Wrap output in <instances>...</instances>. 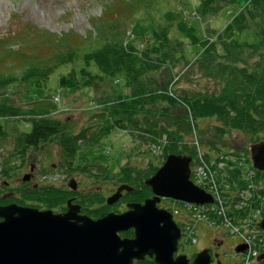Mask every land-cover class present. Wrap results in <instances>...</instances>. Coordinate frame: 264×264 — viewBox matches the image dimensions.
<instances>
[{"label":"trees","instance_id":"16d2710c","mask_svg":"<svg viewBox=\"0 0 264 264\" xmlns=\"http://www.w3.org/2000/svg\"><path fill=\"white\" fill-rule=\"evenodd\" d=\"M158 1L121 0L120 6L108 7L105 10V13L109 14H117L120 10L119 17L116 16V19L110 22L98 21L93 32L96 36L84 38L75 45H70L69 35L54 37L47 34L46 41L43 42L50 44L54 51L44 59L26 57L20 53L24 61V63L21 61L20 66H17L16 58L12 55L16 53L6 51L10 41L0 45V53H3L0 55V62L3 59H11L3 64V69H0V140L7 138L6 126L2 121L18 120L27 122L26 124L30 126L29 132L18 133L14 137L11 151L6 158H3L0 177L11 178L14 170L20 167V165L16 167L15 163L19 162L23 165L29 150L37 151L41 146L49 143L57 144L61 159L59 161L66 172L86 175L88 170L79 165L75 166L77 152L81 146L99 143L116 130L143 129V132L150 135L151 141L154 142L166 135L169 143L164 157L187 156L192 158V166L195 161V151L186 145L180 146L178 141L185 140L191 135L192 128H195L194 123L197 121L210 118L219 121L220 126L215 127L216 138L219 139L231 132L243 134L248 138L249 144L261 139L260 135L264 133V0H253L246 11L241 12L232 21L233 30L229 33L227 30L225 35L224 33L220 35L219 46L216 44L203 53L200 67L205 75L211 76L221 85L219 93L181 94L178 101H173L174 99L168 98L167 95L153 93V90H164L166 84L162 80L154 79L152 75L168 69L170 64H172L171 68H175L173 56L177 53L182 51L180 55L182 59L184 58L183 44L179 41L171 42L168 37L172 25L165 24L166 20L160 17L155 19L152 15L151 8ZM233 2L234 0H202L199 10L204 16L216 15L222 9L231 6ZM121 6H125L126 9ZM142 10L144 19L150 22L151 28L142 35L141 42L137 44L134 42L135 39L127 38L125 23ZM247 27L254 28L255 35L258 36L259 41L254 45L238 44L232 39L234 31ZM83 44L93 45L95 48L86 51L80 48ZM220 50L222 53H219ZM77 62L85 63V67L80 70V80L83 85L94 81L102 82L105 78L120 73L128 80L131 90L137 89L135 93L131 91L125 95L124 99L119 97L117 105L96 113L93 118L96 121L92 127L95 131L91 135L88 133L89 126L73 133L72 126L68 123L51 119L49 115L55 109L53 105L33 104L29 107H21L14 105L10 97L4 93L9 87L17 85L40 88L59 67ZM91 64L96 66V73H92L89 69ZM147 74L150 76H146ZM149 85L152 88H149ZM173 111L175 114H172ZM188 116L192 117L194 127L189 123ZM141 121L145 126L143 128L139 127ZM84 141L86 144L82 143ZM209 144L212 145V150L220 153L219 157L225 160V168H228V171L219 170L217 167L214 169L225 174L228 194L233 195L244 189L246 182L243 183L239 176L248 177L249 184L264 182V174L258 171L249 177L251 170L247 148L243 149L247 150L248 160L246 163L242 162L247 170H241L238 156L243 150L233 149L226 152L215 144L210 142ZM147 168L150 170L146 172L139 168L124 171L122 180L132 190L124 192L119 203H124V206L141 204L152 197L146 181L154 175L159 166L153 168L150 165ZM3 190L10 192L6 194ZM224 192L225 190L222 195H226ZM14 193L16 194L12 195ZM257 194L260 195L259 203L255 200L257 198L252 199L250 210L255 212L259 204L258 209L264 215V191L260 190ZM69 200L80 206L82 215L92 219L101 218L110 211L120 213L119 203L117 202L118 204L116 203L113 208L106 206L105 198L99 191L74 192L52 185L28 182L14 189H8L4 185L0 190V206L13 203L21 207L51 210L57 213L66 211L65 206ZM120 236L132 238L133 231L120 233ZM133 264L156 263L153 259L145 258Z\"/></svg>","mask_w":264,"mask_h":264},{"label":"rangeland","instance_id":"374dc122","mask_svg":"<svg viewBox=\"0 0 264 264\" xmlns=\"http://www.w3.org/2000/svg\"><path fill=\"white\" fill-rule=\"evenodd\" d=\"M252 1L234 0L231 6L222 9L216 15L206 14V16L202 15L203 13L199 10L202 0H159L155 3L151 8L153 17L155 19L160 17L162 20H166L165 24L170 23L173 26V28L171 26L168 37L171 42L177 43L179 41L183 44L184 58L182 59V55H180L182 51L177 53L173 56L175 68H171L172 64H170L168 69H163L152 75L154 79L162 80L166 84L164 90H153V93L167 95L168 98L174 99L173 101H178L177 99L181 94H192V92L219 93L221 85L217 84L211 76L205 75L204 70L200 67L203 53L216 44L219 46L220 35L223 33L225 35L227 30L228 33L233 30L232 21L241 12H245ZM120 2L121 0H0V45L10 41L6 51L16 53L12 55L16 58L17 66H20L21 61L24 63L20 53L26 57L33 56L44 59L46 55L54 51L50 44L43 42L46 41L47 34L54 35V37L69 35L70 45H75L76 42H80L89 36L94 37L96 35L93 32L98 21L110 22L116 19V16L119 17L120 10L117 11V14L105 13V10L108 7L120 6ZM121 7L125 8V6ZM144 16L143 10L138 11L130 21L125 23L127 38L135 39L134 42L137 44L141 42L142 35L151 28L150 22L145 20ZM253 29L240 28L234 31L232 39L238 44L254 45L259 39ZM93 47L95 48V46L87 44L80 46L86 51L94 49ZM219 53H222L221 50ZM10 60L3 59L0 62V69H3V64ZM84 67L85 63L83 62L65 64L55 70L40 88L17 85L9 87L4 93L10 97L14 105L21 107H29L33 104L53 105L55 109L49 115L51 119L68 123L72 126L71 131L73 133L89 126L88 133L91 135L95 131L92 127L96 121L93 119L96 113L117 105L119 97L124 99L125 95L131 91L135 93L137 89L131 90L127 83L128 80L120 73L114 77L105 78L102 82L94 81L83 85L80 80V70ZM89 69L92 73L97 72L96 66L93 64L90 65ZM146 76L150 75L147 74ZM149 88L152 87L149 85ZM55 97L56 99H54ZM172 114H175V111ZM188 121L195 128H192L190 136L178 142L180 146L186 145L195 151V171L193 170L195 177L202 180L203 174H206L212 177L211 184L215 190L219 188L228 190L225 174L217 172L209 163V161L218 163L217 160L220 155V153L212 150V145L209 142L226 152L233 151V149L243 150L238 157L246 163L248 160L247 150L244 151L243 148L249 150L251 144L248 143V138L237 132L228 133L222 139L216 138L215 127H219L220 123L215 118L197 121L194 126L191 116H188ZM26 123L18 120L2 121V124L6 126L7 138L0 140V170L3 158H6L11 151L14 137L18 133L30 131V126ZM162 126L164 127V125ZM139 127H145L142 121ZM143 131V129L116 130L99 143L89 144L86 147L81 146L74 163L75 166L79 165L88 170L86 175L69 173L61 167L57 144L49 143L41 146L37 151L29 150L23 165L19 162L15 163L16 167L19 165L20 167L14 170L11 178L0 177V190L4 185L8 189H14L27 182L52 185L69 190L70 185L74 184L75 189L72 190L74 192L75 190L83 193L99 191L105 198V205L108 206L106 200L116 192L117 188L120 186L128 187L122 180L124 171L139 168L146 172L150 170L147 168L150 165L153 168L156 166L161 168L166 161L167 156H164L166 146L169 143L167 136L163 135L154 142L151 141L150 135ZM260 138L259 141L252 144L263 141L264 133L260 135ZM248 154L250 157V151ZM205 166H211V168H205ZM25 177H29V180L24 181ZM243 180L248 182L243 189L246 198L249 200L256 198L251 193L254 188L249 184V178L246 177ZM206 182V180L203 181V183ZM255 186L264 191V182L257 183ZM3 192L7 194L10 190H3ZM232 199L229 204L230 210H238L244 207V203L237 202L236 195L233 194ZM255 200L259 203V199ZM123 204L119 203L120 213L127 210ZM219 204L223 212H226L224 208L228 210V199L225 201L220 199ZM115 205L116 203L108 207L113 208ZM159 206L177 210V213L174 214L176 222L189 219L191 223L194 222L196 225L195 242L193 240L187 244L182 241L179 242V253H183L182 255L193 258V254L199 253L210 245L212 238L222 242L225 247L232 248L237 245V237L228 235V229L224 225V220L228 221V219H215L217 223H207L206 219L197 220L198 217L193 212L188 215L185 207L169 199L162 200ZM258 208L259 204L257 205ZM117 212L114 211L113 213ZM253 214L256 219L257 214ZM244 227L247 234L251 232L248 229V223ZM250 228H253L252 224ZM256 239L253 243L259 247V242ZM228 260L242 264L241 256L233 259L229 257ZM250 264H254V262L251 261Z\"/></svg>","mask_w":264,"mask_h":264},{"label":"water","instance_id":"95a60500","mask_svg":"<svg viewBox=\"0 0 264 264\" xmlns=\"http://www.w3.org/2000/svg\"><path fill=\"white\" fill-rule=\"evenodd\" d=\"M254 169L264 173V140L249 147ZM188 157L169 155L165 163L146 181L152 197L142 204H128L122 213L110 212L99 219L80 214L77 205L67 202V211L56 214L16 204L0 206V264H133L146 257L156 264H210L207 250L192 262L185 255L174 257L178 250L180 229L171 213L158 207L162 199L193 203H213L212 197L190 180ZM29 180L25 177L24 181ZM75 189L74 184L70 185ZM120 186L107 198L117 203ZM263 231L264 220L258 223ZM132 230L133 238L120 233ZM239 246L237 252H243ZM264 261V253L257 258Z\"/></svg>","mask_w":264,"mask_h":264},{"label":"flooded vegetation","instance_id":"af4514ba","mask_svg":"<svg viewBox=\"0 0 264 264\" xmlns=\"http://www.w3.org/2000/svg\"><path fill=\"white\" fill-rule=\"evenodd\" d=\"M71 203L79 206L78 204H75L73 202H71ZM65 207H66V211H67V205ZM79 208H80V206H79ZM80 214H81V208H80ZM239 246H244L245 250L243 252H237L236 250L238 249ZM251 248H252L251 246H248L247 244H245L241 240L237 242V245L235 247H232V248L225 247V246H223L222 242L218 241L216 238L215 239L212 238L210 245L208 247H206L205 249L208 252L210 264H238L234 260L229 261L228 258L230 257L233 259V258L241 256V260L243 262V260H244L243 256H245L247 249H251ZM195 256H196V254H195ZM195 256L193 258L188 257L189 261L192 262L193 259L195 258Z\"/></svg>","mask_w":264,"mask_h":264},{"label":"built area","instance_id":"2783aa9c","mask_svg":"<svg viewBox=\"0 0 264 264\" xmlns=\"http://www.w3.org/2000/svg\"><path fill=\"white\" fill-rule=\"evenodd\" d=\"M55 99H56V97H55ZM207 167L208 166H205V168H207ZM211 179H212V177L207 176L206 174H203L202 180H200L199 177H195V180L197 181L196 183L198 185L206 188L209 192L218 196V190H215L213 188V184H211ZM205 180L207 182L203 183V181H205ZM218 215H223V210L220 209L218 211ZM224 225L229 229L231 234L237 235L242 240V242H244L248 246L252 245V240L247 236L246 232H241L238 227L234 226L233 224H231V222H228V221H226ZM255 255H256V252H253L250 250L249 253L245 257L246 264H249L250 259L253 258Z\"/></svg>","mask_w":264,"mask_h":264}]
</instances>
